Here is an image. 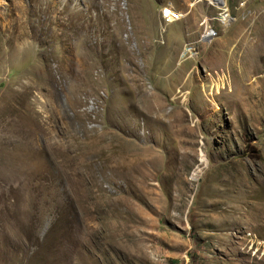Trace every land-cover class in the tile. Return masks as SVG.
<instances>
[{
  "label": "rangeland",
  "instance_id": "rangeland-1",
  "mask_svg": "<svg viewBox=\"0 0 264 264\" xmlns=\"http://www.w3.org/2000/svg\"><path fill=\"white\" fill-rule=\"evenodd\" d=\"M0 264H264V0H0Z\"/></svg>",
  "mask_w": 264,
  "mask_h": 264
},
{
  "label": "built area",
  "instance_id": "built-area-1",
  "mask_svg": "<svg viewBox=\"0 0 264 264\" xmlns=\"http://www.w3.org/2000/svg\"><path fill=\"white\" fill-rule=\"evenodd\" d=\"M182 17V13L177 12L170 7H166L161 11V18L165 23H176L177 19Z\"/></svg>",
  "mask_w": 264,
  "mask_h": 264
},
{
  "label": "bare ground",
  "instance_id": "bare-ground-1",
  "mask_svg": "<svg viewBox=\"0 0 264 264\" xmlns=\"http://www.w3.org/2000/svg\"><path fill=\"white\" fill-rule=\"evenodd\" d=\"M213 33H214V32H211V31H210V33H208L207 36H208V37H209V36L211 37V36H213Z\"/></svg>",
  "mask_w": 264,
  "mask_h": 264
}]
</instances>
